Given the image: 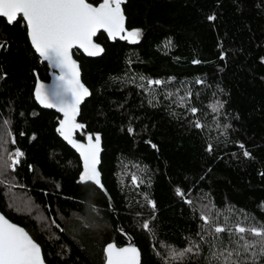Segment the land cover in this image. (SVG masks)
Returning <instances> with one entry per match:
<instances>
[{
  "label": "trees",
  "instance_id": "16d2710c",
  "mask_svg": "<svg viewBox=\"0 0 264 264\" xmlns=\"http://www.w3.org/2000/svg\"><path fill=\"white\" fill-rule=\"evenodd\" d=\"M121 5L127 30L141 32L137 42L100 32L102 55L73 52L90 93L76 137L99 134L114 209L98 187L79 182L80 158L56 130L60 115L34 100L36 81L51 70L24 20L0 17V126L8 131L0 211L26 229L48 264H104L112 241L135 244L141 264H264L258 245L245 253L241 234L214 231L264 225V0ZM17 149L24 155L11 168Z\"/></svg>",
  "mask_w": 264,
  "mask_h": 264
},
{
  "label": "snow or ice",
  "instance_id": "6c2138e0",
  "mask_svg": "<svg viewBox=\"0 0 264 264\" xmlns=\"http://www.w3.org/2000/svg\"><path fill=\"white\" fill-rule=\"evenodd\" d=\"M122 3L123 0H101L94 6L88 0H0V17L6 18L9 24L18 22V17H22L32 47L53 68L59 69V75L55 76L56 84L51 90L37 82L35 99L44 107L55 108L63 114L57 132L80 153L83 159L84 170L80 174V182H93L101 188L103 185L97 170L100 153L99 134L95 136L94 141L89 135L86 145L78 143L72 136L73 130L84 127L76 122V116L81 102L90 93L80 81L79 67L72 59L71 50L78 46L90 56L101 54L103 48L93 40L99 30L106 31L110 39L119 36L122 40L137 42L141 32L139 29H125ZM214 18L208 17L209 20ZM149 83L160 84L161 81ZM191 111L195 113L196 109L193 108ZM195 126L201 127L199 122ZM131 131L130 128L129 132ZM243 147L241 145V148ZM23 155L24 153L17 149L10 157L9 166L17 164L19 157ZM244 155L247 157L250 153L245 151ZM176 192L177 195H182L179 188ZM149 204L155 207L152 201H149ZM201 218L206 225L211 223L208 216ZM143 227L148 229V222H145ZM226 230L241 234L240 240L244 241L241 247L245 253L258 245L261 255H264V225L243 227L236 224L234 228L216 226L214 229L217 234ZM245 233L258 239L248 241L245 239ZM191 251L192 248H187L183 252H174L172 258L178 259ZM105 252L107 264H139L140 254L135 247L117 248L114 244H109ZM235 254L239 256L241 253L236 251ZM232 255V252H228L225 260L231 261ZM0 264H44L40 246L23 228L10 223L2 215H0ZM232 264L239 262L233 261Z\"/></svg>",
  "mask_w": 264,
  "mask_h": 264
},
{
  "label": "water",
  "instance_id": "95a60500",
  "mask_svg": "<svg viewBox=\"0 0 264 264\" xmlns=\"http://www.w3.org/2000/svg\"><path fill=\"white\" fill-rule=\"evenodd\" d=\"M90 3V2H89ZM100 2H98L97 4H93L94 6H96V5H98ZM121 10H122V12H123V15H124V23H125V29L127 30V27H126V17H125V14H124V11H123V9H122V5H121ZM19 18V17H18ZM22 18V17H21ZM6 19V18H5ZM23 19V18H22ZM7 21V20H6ZM25 22V21H24ZM100 32H103L106 36H107V38H108V40L110 41V42H114L115 40H122V39H120L119 38V36H117L115 39H110L109 37H108V34H107V32L106 31H104V30H99L98 31V33H97V35L100 33ZM97 35L93 38V40H94V42L96 43V44H99L102 48H103V46L100 44V43H98L96 40H95V38L97 37ZM28 39H29V37H28ZM29 42H30V39H29ZM30 44H31V42H30ZM32 46V45H31ZM33 48V47H32ZM33 50L35 51V49L33 48ZM74 50H77V51H79V52H81L85 57H91V58H94V57H98V56H100V55H102L103 54V52H104V48H103V52L101 53V54H99V55H97V56H90V55H88L83 49H81V48H79L78 46H76V47H74L72 50H71V54H72V59L73 60H75L76 61V63H77V65H78V67H79V76H80V81H81V83L86 87V85L83 83V81H82V79H81V70H80V64H79V62H78V60H76L75 59V57H74V54H73V52H74ZM36 52V51H35ZM36 54L39 56V54L36 52ZM40 57V56H39ZM40 59L42 60V61H44L48 66H49V68H50V70H51V72H50V77H49V80L48 81H42V80H37L36 81V83H35V86H36V84H37V82H39V83H42V84H44L45 86H46V88H48L49 90H51L54 86H55V84H56V81H55V76H57V75H59V69H56V68H53L46 60H44L42 57H40ZM35 86H34V89H33V96H34V100L36 101V103L38 104V106L39 107H41V108H43V109H47V110H53V111H55L56 113H58L59 115H60V119H59V121H58V124H57V126H56V130H57V128L60 126V124H59V122H60V120H62L63 119V114L61 113V112H59L57 109H55V108H47V107H44L42 104H40L36 99H35V95H34V92H35ZM87 88V87H86ZM88 89V88H87ZM86 98V97H85ZM85 100V99H84ZM84 100L81 102V104H80V106H79V113H78V115L76 116V119L78 118V116H79V114H80V108H81V106H82V104H83V102H84ZM76 131H77V129H75V130H73V133H72V136H73V139L74 140H76L78 143H81V144H87L88 143V140H87V137H86V139L85 140H79V139H77V137H76ZM59 134V137L74 151V152H76V154L79 156V158H80V161H81V172H80V174L83 172V170H84V163H83V159L81 158V156H80V153L72 146V145H70L64 138H63V136H61L60 135V133H58ZM95 140V138H93V141ZM101 153H102V143H101V140H100V153H99V163L97 164V170L99 171V173H100V179H101V172H100V170H99V165H100V159H101ZM80 174H79V182H80ZM81 183V182H80ZM86 183V182H85ZM90 183H92V184H94L93 182H90ZM101 184H102V180H101ZM96 187H98L105 195H106V197H107V200H108V202H109V205L111 206V208H115V206H114V204H113V202H112V199H111V197L109 196V194H108V192H107V190L105 189V187H104V185H103V187L101 188L100 186H97L96 184H94ZM0 215H2L5 219H7L10 223H12V224H14V225H16V226H18V227H21V228H23L25 231H26V229L23 227V226H21V225H19V224H17V223H15V222H12L10 219H8L1 211H0ZM27 232V231H26ZM28 233V232H27ZM29 234V233H28ZM30 235V234H29ZM31 236V235H30ZM33 239V238H32ZM34 240V239H33ZM35 241V240H34ZM36 242V241H35ZM37 243V242H36ZM38 244V243H37ZM109 244H114L117 248H123V247H129V246H132V247H135L138 251H139V254H140V256H139V264H141V253H140V250H139V248L135 245V244H133L132 242H128V243H126V244H123V245H121V246H118V245H116V243L115 242H109V243H107L106 245H105V248H104V253H105V260H104V264H107V254H106V252H105V249L107 248V246L109 245ZM39 245V244H38ZM40 246V245H39ZM41 248V247H40ZM41 255H42V257H43V253H42V249H41ZM44 258V257H43ZM44 264H48L45 260H44Z\"/></svg>",
  "mask_w": 264,
  "mask_h": 264
},
{
  "label": "rangeland",
  "instance_id": "374dc122",
  "mask_svg": "<svg viewBox=\"0 0 264 264\" xmlns=\"http://www.w3.org/2000/svg\"><path fill=\"white\" fill-rule=\"evenodd\" d=\"M7 128H6V126H4V125H2V126H0V134L2 135H0V144H6V142H7V140H6V136H7ZM16 152V150L13 152V153H10L9 155H8V159L10 160V165H11V159H10V157L14 154ZM11 168L13 167V166H10Z\"/></svg>",
  "mask_w": 264,
  "mask_h": 264
},
{
  "label": "flooded vegetation",
  "instance_id": "af4514ba",
  "mask_svg": "<svg viewBox=\"0 0 264 264\" xmlns=\"http://www.w3.org/2000/svg\"><path fill=\"white\" fill-rule=\"evenodd\" d=\"M99 2H101V0Z\"/></svg>",
  "mask_w": 264,
  "mask_h": 264
}]
</instances>
